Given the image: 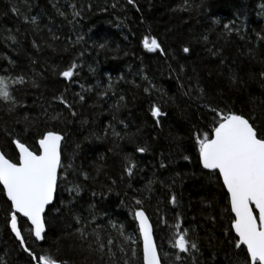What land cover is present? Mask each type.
<instances>
[{
  "label": "trees",
  "instance_id": "obj_1",
  "mask_svg": "<svg viewBox=\"0 0 264 264\" xmlns=\"http://www.w3.org/2000/svg\"><path fill=\"white\" fill-rule=\"evenodd\" d=\"M10 6L21 15L16 16ZM33 16L38 31L27 22ZM225 23L232 31L224 29ZM9 33L14 40L8 39ZM153 37L165 55L143 47L142 41ZM183 47L190 52L184 53ZM72 63L77 67L71 82L53 74L52 66L63 69ZM6 69L13 74L25 72L38 85L16 92L23 106L13 121L27 113L40 117L41 127L47 123L65 133L63 163L71 161L77 170L68 173V180L55 193V203L46 209L48 225L42 241H35L27 230L30 226L18 217L30 249L52 251L67 264H100L98 257L80 252L73 238L64 235L76 226L72 214L88 220L94 214L93 227L100 224L110 231L111 221L123 225L125 234L132 233L135 198L143 200L158 246L169 249L168 225L175 223L179 213L183 227L195 229L200 240L197 264H230L234 250L224 236L230 225L224 211L225 193L200 174L192 152L191 129L198 116L204 120L200 113L206 110L183 93L197 81L214 106H227L249 117L255 114L257 124L264 121V79L260 77L264 71V0H133V4L128 0H0V74H7ZM61 93L73 104L75 117L52 101ZM120 96L123 106L116 111ZM153 103L163 116H151ZM45 109L47 114L41 115ZM57 113L63 119L49 120ZM7 121V114L0 111V128ZM15 127L31 144L32 130H26L23 123ZM113 128L121 135L125 131L135 134L136 142L114 140ZM180 145L191 152L192 163L179 158ZM137 146L147 151L137 153ZM8 155H12L10 150ZM125 155L134 163L132 173L124 171ZM69 181L80 185L78 195H69ZM149 181L151 191L145 195ZM173 194L177 205L168 203ZM8 210L0 193V264H30L7 226Z\"/></svg>",
  "mask_w": 264,
  "mask_h": 264
},
{
  "label": "snow or ice",
  "instance_id": "obj_2",
  "mask_svg": "<svg viewBox=\"0 0 264 264\" xmlns=\"http://www.w3.org/2000/svg\"><path fill=\"white\" fill-rule=\"evenodd\" d=\"M128 3L133 4V0H128ZM10 8L16 16L21 15L15 6ZM78 14L74 13V15ZM25 20L27 21V17ZM27 22L33 25V31L39 30L36 27L35 16ZM224 29L232 31L227 23L224 24ZM8 39L14 40L15 37L9 33ZM142 44L149 52L158 50L161 55H165L161 43L155 37L151 38L150 42L145 38ZM182 51L189 53L190 48L183 47ZM249 51L251 52V49ZM9 63L13 62L9 61ZM31 63L35 64V61ZM76 67L75 63L63 69L52 66V71L53 74L58 73L59 77L71 82ZM183 70L181 66L180 71ZM5 72L7 74H0V111L7 114L8 121L0 128V140H2L0 193L6 198L9 206L7 226L19 242V247L30 257V264H67V261L56 258L52 251L30 249L18 226V217H22L30 225L27 230L35 241H42L45 238L48 225L45 216L46 206L51 207L55 203V193L59 191L61 183L68 180V173L77 172L71 161L67 165L63 163L65 156L62 145L66 134L47 123L41 127L40 117H31L27 113L13 121L12 118L17 116L23 106V100L17 97L16 92L21 88L35 89L38 85L36 79L25 72L13 74L7 69ZM39 75L35 73V76ZM260 77L264 79V71L260 73ZM231 79L234 81L235 78ZM144 91L147 93L149 88L146 87ZM103 94V92L99 93V95ZM183 94L194 102L200 101V107L206 110L200 113L204 120L200 121L198 116L197 124L192 126L190 137L193 141L192 152L196 155V166L199 167L200 174L217 183L225 193L224 211L229 217L230 225L225 228L224 236L230 248L234 250L230 264H264V131L261 130L264 121L257 124L253 122L256 120L255 114L249 117L227 106H214L197 81H192L191 86ZM51 99L63 105L72 117L76 116L73 104L68 102L63 93L54 95ZM83 99L84 97L80 96V100ZM123 100V96L117 100L116 111L123 106ZM47 111L45 109L41 115L47 114ZM150 111L153 118L164 115L156 103L151 105ZM48 118L57 120L63 119V116L57 113L56 116ZM20 123L24 124L26 130H32L31 144L28 136L16 130L15 125ZM120 123L123 124V121ZM156 123L159 126L158 119ZM111 134L114 140L127 139L130 143L136 142L135 134L127 131L121 135L113 128ZM76 148L78 149L79 145H76ZM8 150L11 151V156L8 155ZM135 151L144 153L147 148L137 146ZM184 152L189 150L180 145L179 158L192 163L191 152L189 154ZM124 161V171L132 173L134 163L130 156L125 155ZM169 163L173 161L169 160ZM165 166L162 161L160 167ZM97 170L99 171V168ZM79 175L87 178V173L83 171H80ZM191 175L196 173L193 172ZM68 183L69 195H78L80 185L72 181ZM151 183L149 181L145 186V195L151 191ZM133 200L136 207L131 215L136 227L132 233L125 234L123 225L111 221L108 225L110 231H106L100 224L93 227V222L96 220L94 214L91 220H88L73 213L72 219L75 220L76 226L64 235L73 238L75 247L80 252L86 251L89 255L98 257L100 264H165V261L167 264H197L201 247L199 238L194 235L195 229L184 228L180 222L181 216L177 213L175 223L168 225L166 242L169 249L165 250L155 242L153 227L146 209L143 208V200L135 198ZM168 203L178 204L174 194L169 196ZM54 211L57 216L60 215L59 208ZM161 219L163 222V218ZM81 220H84L83 224ZM93 264L96 262L93 261Z\"/></svg>",
  "mask_w": 264,
  "mask_h": 264
},
{
  "label": "water",
  "instance_id": "obj_3",
  "mask_svg": "<svg viewBox=\"0 0 264 264\" xmlns=\"http://www.w3.org/2000/svg\"><path fill=\"white\" fill-rule=\"evenodd\" d=\"M47 207H48V206H46V209H47ZM21 218H22V217H21ZM150 224H151V222H150ZM29 226H30V225H29ZM13 235H14V234H13Z\"/></svg>",
  "mask_w": 264,
  "mask_h": 264
}]
</instances>
